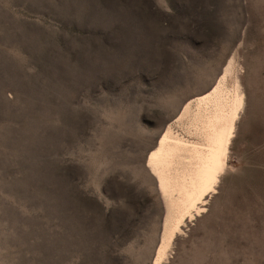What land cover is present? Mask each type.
Segmentation results:
<instances>
[{
	"label": "rangeland",
	"instance_id": "obj_1",
	"mask_svg": "<svg viewBox=\"0 0 264 264\" xmlns=\"http://www.w3.org/2000/svg\"><path fill=\"white\" fill-rule=\"evenodd\" d=\"M229 63L227 171L160 259L148 149ZM157 259L264 264V0H0V264Z\"/></svg>",
	"mask_w": 264,
	"mask_h": 264
},
{
	"label": "bare ground",
	"instance_id": "obj_2",
	"mask_svg": "<svg viewBox=\"0 0 264 264\" xmlns=\"http://www.w3.org/2000/svg\"><path fill=\"white\" fill-rule=\"evenodd\" d=\"M237 74L229 63L215 84L182 106L174 123L185 133L175 131L171 123L148 149L146 167L165 213L157 247L160 259L168 253L180 224L206 208L227 167L231 138L244 104Z\"/></svg>",
	"mask_w": 264,
	"mask_h": 264
}]
</instances>
